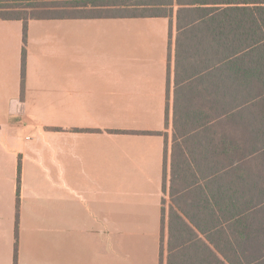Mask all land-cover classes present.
<instances>
[{
	"label": "crops",
	"instance_id": "crops-1",
	"mask_svg": "<svg viewBox=\"0 0 264 264\" xmlns=\"http://www.w3.org/2000/svg\"><path fill=\"white\" fill-rule=\"evenodd\" d=\"M177 9L0 20V264H167Z\"/></svg>",
	"mask_w": 264,
	"mask_h": 264
},
{
	"label": "trees",
	"instance_id": "trees-1",
	"mask_svg": "<svg viewBox=\"0 0 264 264\" xmlns=\"http://www.w3.org/2000/svg\"><path fill=\"white\" fill-rule=\"evenodd\" d=\"M175 7L183 33L171 182L181 189L171 201L193 186L197 161L182 147L200 149L203 183L200 209L191 200L186 209L171 202L167 264H264V0H0V20L22 21L25 30L30 20L167 18Z\"/></svg>",
	"mask_w": 264,
	"mask_h": 264
},
{
	"label": "rangeland",
	"instance_id": "rangeland-1",
	"mask_svg": "<svg viewBox=\"0 0 264 264\" xmlns=\"http://www.w3.org/2000/svg\"><path fill=\"white\" fill-rule=\"evenodd\" d=\"M183 1H187V0H183ZM60 3H62V2H60ZM75 13H71V14H77V15H83V16H92V15H108L109 13L110 14H115V13H113V12H99V11H91V10H85V11H74ZM63 13H65V14H67L68 13V10H65V11H63ZM190 87H192V86H190ZM195 91L193 90V93H194ZM193 103L195 104L196 102H195V100H193ZM173 185L174 186H176L177 185V183L175 182V184L173 183ZM174 186H172V182H171V185H170V196H171V192L172 193H174V191H175V188H174ZM178 188H181V185H179V186H177V189ZM165 189H166V186H165ZM174 189V190H173ZM167 192L169 193V189L167 190ZM167 194V193H166ZM169 196V197H170ZM166 197H167V195H166ZM187 195H185V197H184V199H181V201H177V196H175V198H174V200H172V204L174 205V206H181V207H184L185 206V204H188V199H187ZM171 198V197H170ZM170 198H169V204H170ZM164 204H165V207H166V210L168 209L167 208V206H168V199H166L165 201H164ZM171 205V204H170ZM181 229V228H180Z\"/></svg>",
	"mask_w": 264,
	"mask_h": 264
}]
</instances>
